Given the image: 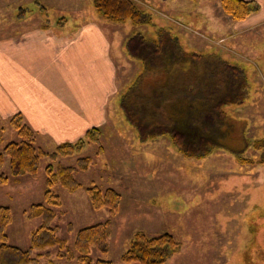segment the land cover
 <instances>
[{
	"label": "rangeland",
	"instance_id": "obj_1",
	"mask_svg": "<svg viewBox=\"0 0 264 264\" xmlns=\"http://www.w3.org/2000/svg\"><path fill=\"white\" fill-rule=\"evenodd\" d=\"M133 1L152 16V25L100 24L109 37L117 40L112 55L117 62L119 95L141 68L129 55L121 54V44H127L135 34L149 38L157 27L168 28L183 48L219 53L243 69L250 98L232 114L246 121V138L263 139L264 28H249L243 24L245 20H233L224 13L221 0ZM42 7L48 14L41 11ZM91 10L95 14L91 0H0V43L12 40L25 28L44 27L51 23L49 19L65 18L61 26L78 27L89 19ZM108 107L102 148L92 144L79 157L60 158L53 163L44 160L37 178L27 174L0 186V207H8L12 216L5 232L8 243L31 249V236L41 219L31 220L27 212L33 204L45 203L46 167L59 163L75 166L78 158L90 157L92 165L76 175L79 189L71 193L59 186L52 188L62 201L54 225L71 251L75 252L78 230L110 222L109 253L95 251V262L102 258L123 264L120 258L131 240L143 233L148 238L169 234L180 244L179 251L165 264H264V164L257 162L260 154L251 149L244 158L253 161L242 163L224 150L201 160L187 158L167 137L140 143L122 118L119 106L115 107V99ZM11 117H0V150L18 142L10 126ZM47 143L35 138L37 147L51 150L54 146ZM5 172L10 174L8 161ZM94 186L120 194L115 215L108 207L93 208L88 189ZM59 252L58 246L34 250L39 256L37 264H79L76 258L59 257Z\"/></svg>",
	"mask_w": 264,
	"mask_h": 264
},
{
	"label": "trees",
	"instance_id": "obj_2",
	"mask_svg": "<svg viewBox=\"0 0 264 264\" xmlns=\"http://www.w3.org/2000/svg\"><path fill=\"white\" fill-rule=\"evenodd\" d=\"M221 6L235 21L246 20L260 11V5L255 1L221 0ZM93 8L96 14L113 24H153L152 16L133 0H93ZM47 10L41 8L44 14ZM64 21L65 18L49 19L50 24L44 28H49L53 22L61 25ZM153 33L149 38L138 33L128 40L126 52L141 64V68L119 98L121 116L140 143L167 137L184 157L201 160L216 150H224L241 163L253 161L244 158V154L252 149L260 154L257 162L264 164V138L253 141L246 138V121L232 114L250 98L249 81L243 69L219 53L183 48L171 29L157 27ZM10 126L19 139L0 150V186L8 184L11 178L27 174L37 178L44 160L53 163L60 158L79 157L92 144L102 148L103 131L98 128L89 130L77 142L46 150L35 145L37 134L21 114L11 117ZM7 161L10 174L5 172ZM91 165L92 159L85 157L78 158L75 166L59 163L46 167L45 203L33 204L27 212L29 219H41V224L32 233L30 250L8 243L5 232L12 216L8 207H0V264H37L39 256L34 250L56 246L60 250L59 257L76 258L79 264H113L102 258L95 262L92 257L95 251L101 255L109 253L110 222L78 230L75 252L59 238V228L54 225L62 201L52 188L59 186L73 193L81 187L76 175L87 171ZM88 193L94 209L108 207L113 215L117 213L121 200L117 191H103L94 186ZM69 230L72 232V225ZM179 249L180 244L169 234L148 238L138 233L120 260L123 264H165Z\"/></svg>",
	"mask_w": 264,
	"mask_h": 264
},
{
	"label": "crops",
	"instance_id": "obj_3",
	"mask_svg": "<svg viewBox=\"0 0 264 264\" xmlns=\"http://www.w3.org/2000/svg\"><path fill=\"white\" fill-rule=\"evenodd\" d=\"M249 1L260 11L243 24L264 28V0ZM90 14L78 27L25 28L0 43V117L21 114L48 146L77 142L95 128L103 131L109 102L115 99L119 106L112 55L117 40L100 25L113 24ZM120 52L128 56L125 42Z\"/></svg>",
	"mask_w": 264,
	"mask_h": 264
}]
</instances>
